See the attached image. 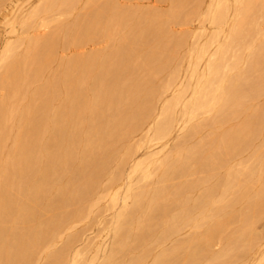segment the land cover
<instances>
[{"label":"bare ground","instance_id":"bare-ground-1","mask_svg":"<svg viewBox=\"0 0 264 264\" xmlns=\"http://www.w3.org/2000/svg\"><path fill=\"white\" fill-rule=\"evenodd\" d=\"M18 1L19 0H16L14 3H12L13 4V5H11L12 7L10 6L11 12L8 15H6L5 20H4V22H6L5 23L6 26H8L7 24H9L10 31L12 29L11 35H12V33L14 35H15V33H18V30L16 29V27H18V26H19L18 28H20V30L22 32L21 34H23V35L27 34L29 36L30 31H33L35 33L38 29H40L44 26L45 21H47L48 19H51L55 15V12L57 10L56 8H58V7L62 8L60 6H65V5L69 4L66 2V0L65 1L64 0H39L38 2H36L37 4L35 6H32V7H30L31 5L29 6L31 9H28V7L26 8L23 6L24 8L28 9V11H26V9H25V11H23L22 7H20L22 9H18L19 8L18 7L19 4L17 3ZM29 1H31V0H29ZM178 1L179 0H177L176 2H178ZM186 1H188V0H186ZM26 2H28V0H26ZM32 2L33 1H31V3ZM110 2H111V0H110ZM195 2H196V0H195ZM200 2H203V1H200ZM16 3L18 6L16 5ZM193 3H191V4H193ZM180 6H182V5H180ZM177 7H179V6H177ZM207 7L208 8H207V11L205 14L203 13L200 15L197 8L196 9L193 8V11L190 12L191 14L190 13L188 14L189 16L191 15L190 17H192L194 19L193 16H197L199 13L198 16L199 17L201 16L204 21L208 22L207 24H209L211 27H213L215 29V32L213 34H211L208 38H207V36L209 34L208 35L206 34V36L204 34L203 37L207 38V40L205 41L204 44L201 42L204 40L203 39L200 40L201 39L200 37L202 36L201 34H199V37L198 36H196V37L198 38V40H200L202 45H200L201 43H198V42H197V44L194 43L195 46H192V44H191L192 47H190V48H192V50L190 51V54H189V63L187 62L188 68L186 67V69H187L186 70V80L187 81L185 80L186 82H183L184 80L182 81V79L180 78V76H179L180 72L178 73V70L176 68H173L171 71L168 72V79H167L168 81H166L167 83L162 87L159 86L160 88H158V89L155 88L156 86L153 84L155 82L152 83V85H154V88L153 87L147 88V84L145 83L146 81L144 82V80H142V78H141V80H139V79L135 80L129 86H125L127 84H123L124 82L122 83V81H123L124 77H126V74L128 73V68H129L128 63H129V61L131 62L130 57H132V56L129 53L130 51H128V53L125 51H122V52L120 51L119 52L120 54L118 53L119 55H117V56L115 55V57L112 56L110 54V52L109 53L107 52L106 55H100V56L96 55V54L92 55L88 59L86 58V60H81L80 58L74 57L75 59L72 61L70 60L71 62L68 64V68H67L69 70L68 74L64 75V77L68 76V79L65 78V81H63V84L64 85L68 84L70 86V91L72 90L73 93H74V91H76L75 93H77V99L76 100L79 99L80 103L78 104L79 105L78 108L76 106V109L79 112L78 115L82 116V118H81V119H83L82 124L85 126V129L87 130V132H82V131H84V129L82 130L80 128V127H82L80 124L81 122L78 124V126H80V127H78L76 125L73 126V124H72L71 125L72 128L69 127V130H67V128H68L67 126H66L67 128L62 127V125H60L57 121L58 118L59 119L61 118L60 116H62L61 115L62 112H61V114H59L57 112L54 114L52 113L53 114L52 119L49 117H46V114H42L43 115L42 117L35 119L34 115H37L36 113H38L39 109L36 108L35 106L34 107L31 106L28 103L26 104L25 108L28 109V114L26 112L25 115L26 114L29 115V116H27L28 121L26 124L28 129H26V133L24 131L23 135H19V137H20V138L18 137L19 140L15 143L14 148L11 149V155L13 156V160L12 161L9 160L10 163L0 162V264H121L122 262L121 263L117 262V258L120 255L121 256L119 258H121L122 254L125 255V252L127 251V247L124 244V240L128 237L127 235L132 233V231H134L135 229L137 230L136 231L137 232L136 233L137 238L142 239V240H144L148 237L149 238L153 237L155 235L149 227L147 228L144 225V223H142L143 219H142V221H140V218H139V215L141 214L142 210L144 211V209H145L144 205L146 207V204H144L143 199H144V197L147 198V196L149 195V194H147L148 191L133 194L134 190L135 191H138V190L134 189L136 187H134L132 189V185L135 186L134 185L135 183H133V184L131 183V182H133L132 177L134 175H136V176L140 175V177L146 181L148 178H150L151 170H153V169L161 172L160 176L162 175L161 177L163 178V183L167 182L170 178L175 177L176 174L178 176L177 172L182 170V168L185 166L186 157L185 158L183 157L184 159H181V158L179 159L177 157V155L178 156H179V154L182 155L183 148H185V146L183 147V144L187 140L190 141V139H193L194 137L196 138V134L200 133V132H198L200 128L201 129L205 128L206 130L207 129L211 130L210 132H212V129H214L212 133L216 132V133H214L215 135H213V136L211 135L213 138L211 137V140L209 141L210 143H208L209 145L207 144L208 145V151L207 152H205V153L204 152L203 153H198V152L193 153L194 155H197V154L199 155V156L197 155L200 158L199 161L197 160V163H198L197 165L200 168H202L201 170H203V169L210 170V174L207 173L208 179L210 180V178L215 177L214 181L216 182V185L213 188H209L206 190L205 194L201 198H199L197 203L195 201V204H193V206H191V204L188 203L191 206V209L192 208L198 209L199 216H198L197 212H196V215L198 217H200L199 222L203 223V227H204V232H203L202 236L200 238L190 237L189 240L185 243L182 241L190 249L189 252H188V250H189L188 248H187V250H185L187 252H183L185 245L182 243H181L182 245L174 246L168 250H164V251L161 250L162 252H160L159 254H155L156 252H158L157 250H156V252L154 251L155 253L153 252L154 253L153 254V253H151L150 250H144L145 249V247H144V249H142V248L140 249L141 251H139V253L136 255V258L134 261L131 260L128 263H126L124 261L123 264H149V261L147 260V258H149L151 255H152L151 256L152 262L150 261L151 262L150 264H201L202 263L201 260L205 261L206 264H264V235L263 236H257L256 235L257 233H254L255 229L253 231L254 227L252 228V226L254 224L253 220L255 218H257L258 216L261 217L262 216L261 214H263L261 212H260L261 214L258 213V209L264 206V182H263V180H264V159L260 164H258V165H260V166H258L260 168L258 169L257 172H255L251 168H247L248 166L243 168L242 171H239V170L236 171L237 169L234 171L233 170L234 167H232V166L235 165L236 162L233 163V165L228 166V165H226L227 160L225 162L223 161V158L226 155H229V156L232 155L233 157L235 156V158H236V156L240 157L241 156L240 154L242 152H250L252 150V147H251L252 140L257 137V134L255 133L256 130L260 131L259 134L264 141V117L263 116L260 117V115L258 116V114H257V117H255V118L253 117L254 119H252L253 115L251 114L252 115L251 119H248L247 121L244 120L242 122L240 120H238V121H240L239 123L235 122L237 115L242 114V113L245 114V112L243 111L244 109L240 110L242 108L241 101L244 102V99H242L243 97H247V95H248V97H251V95L252 96L254 95V97H257V96H255V94L258 92H259V96L263 95V92L260 93V91L264 89V74H262L263 76H260V77L257 76L258 77V78L256 77L258 79L257 81L253 82L250 79L251 82H248V78H250V77H248V71L249 70L247 69V67H246V69L245 68L243 69L241 67H242L243 63L245 65H248L249 67H253V69H251L252 71L250 70V72H253L254 67L256 68V71L258 69L257 67H259L260 65H262V67H263V64H264V28L261 27L259 20H264V0H210V4ZM89 8H91V6ZM4 9H6V8H4ZM59 10H61V9H59ZM98 10H100V8ZM187 10H189V9H187ZM96 12H97V10H96ZM174 12H175L174 13L175 15L173 14L175 16L174 18H176L177 15L179 13H181L180 10H179V13L177 15H176V11H174ZM103 13H101L100 17H102ZM1 15H2V13H1ZM111 15L110 16L108 15V16L111 17ZM170 15H172V14H170ZM95 16H97V15H94V17ZM189 16H188V18H189ZM174 18H171V16L169 17L170 20L171 19L174 20ZM178 18L180 20V16ZM184 18H186V15ZM193 19H189V21H191ZM198 19L196 18L195 20H198ZM91 20H92V18H91ZM98 20L100 21L99 17H98ZM119 20H121V19H119ZM203 20L201 23L199 21V23L202 24ZM106 21H108V20H106ZM156 21H158V19ZM100 22L102 23V20ZM146 22H148V21H146ZM82 23H83V21H82ZM96 23H98V22H96ZM114 23H113V25H114ZM261 24H263V23H261ZM48 25L49 24H47V26ZM93 25H94V23H93ZM105 25H106V22H105V24L103 23V27ZM161 25H162V23H161ZM63 26H65V25H63ZM80 27L81 26H79L78 28H80ZM161 27L162 26H160V27L156 26L155 27V25H154V28H152V27L147 28V30L151 31L150 33H154L156 36V35H159L161 33V31H162ZM164 27H163V30H165ZM5 28H7V27H5ZM67 28H68V26H67ZM74 28H76V27H74ZM83 28H86V27H84V25H83ZM106 29L104 28L103 31H105ZM64 30L65 29H63V31ZM203 30H205V29H203ZM61 31H62V29H61ZM91 31H93V30H91ZM165 31H164V33H165ZM64 32H66V31H64ZM69 32L72 33L71 30L68 31V33ZM78 32H79V30H78ZM95 32L93 31V35ZM98 32H96V33H98ZM111 32H112V30H111ZM201 32L203 33V31H201ZM53 33H55V32H53ZM61 33H63V32H61ZM87 33H86V35H87ZM145 33H144V35H145ZM21 34L19 33L18 35H21ZM161 34H163V33H161ZM101 35H102V33H101ZM195 35H197V34L195 33ZM33 36H35V34ZM64 36L65 35H63V36L60 35V37H64ZM77 36H79V35H77ZM82 36H84V35H82ZM108 36H106V37L104 36V37L107 39ZM253 36L254 37L256 36V38L252 39ZM257 36H261L262 39L259 38L261 40V42H259V39L257 41H255V39H257ZM21 37H18V38L20 39ZM37 37L38 36H36V38ZM149 37H150V35H149ZM165 37L167 38V35ZM194 37L195 36L193 35V38H192L193 40H194ZM36 38H35L36 41L32 40L31 38H26V41H27L26 42L27 43L26 49H27V51L28 52L32 51V50H30L31 48L32 49L33 48L34 49L35 48H43V50L46 51V54L44 57L46 58L47 61H50V59L53 58L52 54L54 52L53 50H54L55 44L57 43V40H56L57 38L52 37L49 40L46 39V41H43V39H42L41 42L37 41ZM139 38H141V37H139ZM197 38H196V40H197ZM206 38H204V39H206ZM14 39L17 41L16 38H14ZM88 39H90V38H88ZM149 40L151 41L152 38L150 37ZM166 40H169V39H166ZM186 40H188V39H186ZM11 41L12 40H10V42ZM21 41L22 40H20V42ZM64 41H65V39H64ZM150 41H148V42H150ZM162 41H163V39H162ZM162 41H161V39H158V40L156 39L155 44H154L155 47L153 48L152 53H150V55L147 57L145 56L146 58H145V61H143L144 62L143 67H146V66L153 67L154 66L152 70L156 69L159 71L160 70L164 71L167 68L169 69L171 62H173V60H175V58L177 59V57L179 56L177 54H179V52H180L179 49L181 48L180 46L181 45L183 46V44L181 42H178V43L176 42L177 44L175 43L176 49H178V53L176 54L175 49L168 48V46L166 47L165 43H164L165 41L163 42L164 44L162 43ZM10 42L5 43L6 45L3 48H1V50H0V69H2L3 64L5 65V62H7V61H11V65H12V69H11L12 73L10 74L11 77H8V78L6 77L1 82L0 89L3 92H5L4 89H5L6 85L8 86L7 88H9L8 90H10V88H12V86L15 82L16 75L21 72L20 60H19L20 57H18V48L14 46V43L12 45ZM169 42H170V40H169ZM79 43H81V41ZM145 43H147V42H145ZM183 43L185 44V42H183ZM255 43H257L258 45L260 43L261 45L255 46ZM58 44H60V43H58ZM76 44L79 45L78 43H76ZM121 44H122V42H121ZM17 45H18V41H17ZM62 45L63 44H61L60 46H62ZM56 46H57V44H56ZM113 46H111V47L113 48ZM184 46H183V48H185ZM178 47H180V48H178ZM121 48H122V46H121ZM137 48H138V46H137ZM186 48H188V47H186ZM212 48H213V50H212ZM34 51H32V52H34ZM62 52H64V51H62ZM146 52H147V50H146ZM146 52H145V54H146ZM186 52L184 53V56H185ZM242 52L247 54L246 58L243 57ZM96 53H98V52H96ZM132 54H133V51H132ZM137 54L139 55V53H137ZM138 55H137V57H138ZM19 56H21V55H19ZM33 56L28 55V56H26L27 58H24V59L26 60V59L30 58V59H28V61L31 59H32V61H35L36 59H34L35 57H33ZM184 56H183V58H184ZM178 58H179V62H181V63L177 62V60H176V62L182 65V62H184V61H182V57L179 56ZM184 60H185V58H184ZM46 63H48V62H46ZM179 64H177L178 67H179ZM9 65H7V66H9ZM62 65H61V67H62ZM177 65H174V66H177ZM183 66H181V67H183ZM22 67H21V69H22ZM38 67H40V69H41L43 67V65L40 64ZM263 68H261V72H262ZM5 69H8V68H5ZM81 69H83L81 73L84 72L87 77L84 76L85 78L79 79V76H77V74H78L79 70H81ZM130 69H132V68H130ZM179 69H180V67H179ZM18 70H20V72H18ZM66 70L64 72H66ZM132 70H134V69H132ZM6 71L4 70V72H6ZM159 71H157V72H159ZM166 71H168V70H166ZM256 71H255V74H256ZM23 72H24V70H23ZM259 72H260V68H259ZM7 73H9V72H6V74ZM184 73H185V71H184ZM181 74H182V69H181ZM130 75H129V77H130ZM33 79H34V77H33ZM96 79H97V82H99V86L94 88L93 84H94V81ZM180 79L182 82H180ZM154 81H155V78H154ZM59 83H61V81ZM90 83H92V85H93L91 88H89ZM58 86L61 87V84H59ZM148 86H150V85H148ZM55 88L56 87L52 86V84L47 85V83H46L45 87L44 86L40 87L36 91L34 90V94H32L31 97L29 96L30 100L33 101V100H35V97H40L39 100L41 99L42 102L44 103L42 110H44L43 112L45 113V110L47 109V105L49 103V102L47 103V100L49 97H51L52 93H54ZM15 89H16V86H15ZM11 90H13V88ZM167 92L171 93V98L169 100H167L166 102H164L161 106V109L157 112L155 110V107L158 106L159 102H161L160 101L161 99L163 100V98L166 97V95L168 94ZM64 93H66V92H64ZM5 94H7V98H9L8 93L6 92ZM88 94L90 95L89 97H88ZM17 95H18V93H17ZM6 100L7 99L5 97V101ZM27 100H28V98H27ZM30 100H28V102ZM49 100H51V99H49ZM254 100H253V102H254ZM160 105H161V103H160ZM253 105H255V104H253ZM2 106H0V110H1ZM249 106H251V104ZM246 107H247V104H246ZM48 108H50V107H48ZM248 108H246V109H248ZM246 109H245V111H246ZM23 110H21V111H23ZM121 110H123L124 113H127L126 114L127 118L124 117L126 119L123 120L122 123H121V120L120 121L115 120V116L113 115V112H119ZM239 110L242 113H240ZM15 111H17V110H15ZM73 112L75 113L76 111H73ZM259 112H261V111H259ZM0 113H1V111H0ZM119 114L117 113V116ZM246 114H245V116H246ZM248 114H249V112H248ZM248 114H247V117H248ZM22 115H23V113H22ZM66 115H67L68 120L73 119V116H70L69 114H66ZM75 116L78 117L77 115H75ZM20 117H22V116L20 115ZM51 117H52V115H51ZM122 117H123V115H122ZM242 118H243V116H242ZM244 118H246V117H244ZM75 120H77L76 122H79L78 121L79 119L76 118ZM115 121L120 122L121 124L117 123V125H116V124H114ZM18 122H20V120ZM24 123H26V122H24ZM66 123H68V122H66ZM23 126H24V124H23ZM145 130H146V133L144 136L146 138V142H148L149 145L154 144L156 146L158 144H161V146H160L161 149L158 150L157 152H147L145 154V158L143 160H140L133 165L132 170L129 173V176L128 175L126 176L129 179V184L127 185V188H126V191L124 192L123 197H120L119 194L125 190V188L123 190L121 189V186H123L122 185L123 175L121 172H122V169L124 170L123 167L126 164V159L123 161L120 160V162H119L120 164H118L116 166V168L113 169L114 173L112 172L111 173L112 175L107 176V174H106V176L109 177V179H106L107 177L105 176V179L108 180V183H109V186L111 187V190H112V188L113 189L118 188L117 191L115 190L116 191L115 193L112 194V192H111L112 195L111 196L109 195V197H110L109 201L111 203V208L114 210L116 208V206L119 205V203L121 201L120 209L117 210L115 213L113 212L114 215H113V217L111 216L112 219L110 221L109 227H107V229H106L108 231L107 236H110L112 234V238H113L112 243H110L109 249H108V245H107V248L106 247L101 248L100 246H98L96 244L97 245L96 247L93 245V247L95 248V249L93 248L94 249L93 250L94 252H93V251H91L92 249L91 250L89 249L90 246H87L84 249H81V248H83L81 246V248H80L81 250L78 249L75 252L73 251L74 255L72 257H70V252L72 251V244H73V242L78 241V240H76L75 238H72L70 236L72 239L68 243H65L66 244L65 246L58 247V243H59L58 239H60L59 236H60L61 230L65 229V225L63 226L62 224H65V223H63L64 219H66V217L69 215L68 214L64 218V216H63L64 213H61L63 209L60 210L59 204L60 203L62 204L63 201L61 202L60 200L63 197L59 198L60 195L63 192H64L63 194L65 195V191L69 192V191H67V187L69 185L71 186L76 180L78 181V179L84 178V181H85V178H86L87 184L86 185L84 184L85 186L78 188L76 191L74 190V192H75L74 194L70 192L71 197H69V200L72 202L75 200H76V202H78L80 200V202H81V200H84V199L91 197V195H93L96 192V190L98 189V183H100V182H98V180L103 176V174H105V170L109 166L108 165L109 160H107L108 154L107 155L105 154V151L107 150V146L104 147L106 150L102 148L105 151H103L101 149V146L105 143V141L107 142L108 139H112V138L116 139V141L117 140H119V141L128 140L129 139L128 137L131 134L137 133L139 131H145ZM17 131L20 132L19 130H17ZM176 132L179 133L180 136L178 137V140H176V141H178V143L174 139V141L177 143V145L173 146L174 148L172 149L173 150L172 157L176 156L177 158H172L171 155L168 156L169 153H168V155H165L163 153L165 151V148L167 146H169L168 142H170V138L172 137V135L174 133L176 134ZM201 132H203V131H201ZM206 133H208V132L206 131ZM212 133H209V134H212ZM175 136H173V137H175ZM197 136H198V134H197ZM21 139H23V140H21ZM20 141H21V143H20ZM192 141H194V140H191L190 143H192ZM146 142L144 143V140H143V142H141V140H140V143H142V144L141 145L139 144L138 146L141 147L143 145V143H144V145L147 144ZM187 142L184 145H187ZM107 143L109 144V140ZM151 146L150 147L147 146L146 148L150 149ZM156 146H155V148H157ZM108 147H109V145H108ZM141 148H143V146ZM98 149L102 150V153H100L101 152L100 151L99 152L100 154H99L97 152ZM127 151L128 150H126L125 152H127ZM138 151H140V149ZM138 151H136V152H138ZM142 151H143V149H142ZM190 151H193V149H190ZM197 151H198V149H197ZM109 152H111V151H109ZM167 152H169V151H167ZM132 153H133V149H132ZM134 154H133V156H134ZM183 154H186V153H183ZM254 154L257 155L258 157H262L264 155V150L254 151ZM130 155H131V153H130ZM130 155H129V157H130ZM136 155H137V153L135 154V156ZM12 156L9 159H12ZM111 156H109L110 157L109 159H111ZM124 156H125V153H124ZM124 156H123V158H124ZM197 156H195V157H197ZM127 157H128V153H127ZM179 157H182V156H179ZM191 157H193V156H191ZM195 157L193 158V162H195L194 160H196ZM1 158L3 159L2 156H1ZM112 158H116V157L114 156ZM131 158H130V160H131ZM130 160H127V161H130ZM111 161H112V159H111ZM116 161H118V160H116ZM187 161H188V159H187ZM240 161H237V163ZM132 162L133 161H131V163ZM241 162L243 163V161H241ZM128 164L130 165V163H128ZM127 165H125V167ZM191 165H193V164H191ZM225 165H226V167L228 166L227 170L224 167ZM243 166H245V165H243ZM9 167L14 168V171L7 172ZM223 167L226 170L225 172H227L226 175L225 176H217L215 174V171H217L219 169L221 170V168H223ZM240 167H242V166L240 165ZM159 172H158V174H159ZM206 172H208V171H206ZM181 174H182V171H181ZM136 176H134V177H136ZM160 176L158 175L157 179ZM10 177H18L17 178L18 182L12 183V181H11V183L7 184V180ZM239 177H243L241 179H244V177H245V182L243 181V183H246L245 185L240 181ZM137 178H139V176H137ZM125 179H127V178H125ZM153 179H155V178L153 177ZM157 183H159V182L157 181ZM160 183H161V181H160ZM141 185H142V183H141ZM254 186H256L257 188H254ZM164 187H165V184H164ZM160 189H162V188H160ZM166 189H168V187ZM104 190H105V188H104ZM170 190H171V188H170ZM154 191L152 190V193H151L152 195L150 197L151 200L147 201L148 206L149 205L152 206L150 209V211H151L150 214L154 213L155 216H158V217L164 216L165 217V215L168 214L167 211L170 212L171 210H168V206H162L159 203V201H160L159 198L162 195L161 194L162 191L160 190V192L156 191L155 193H153ZM178 193H179V190H178ZM181 193H183V191ZM189 193H191V192H189ZM67 194L68 193H66V195ZM121 195H122V193H121ZM171 195H173V194H171ZM67 196H70V195L68 194ZM67 196L65 197V200H66ZM180 196H181V194H180ZM230 196L233 197L232 200L229 199ZM109 197H107V198H109ZM163 198H165V197H163ZM174 198H176V197L174 196ZM182 199H184V198H182ZM129 200L131 201L130 203H129ZM144 200H146V199H144ZM170 200L173 201L174 199L172 200L170 198ZM180 200H181V198H180ZM65 202H67V201H65ZM168 203L170 204L172 202H168ZM183 203H185V202H183ZM241 203H243V204L245 203L248 205V208H247L248 212L246 211L245 214H244V212L243 213H239L236 211L233 212L234 210L232 212L228 211V209L230 210V207L233 208V206H235V205H237V207H239L240 205H238V204H241ZM182 204H181V206H182ZM108 205H110L109 202H108ZM186 205H187V203H186ZM213 205H214V207L219 205V208L216 209L215 212L213 210V208H214ZM80 206H81V204H80ZM171 206H173V205H171ZM177 206H178V204H177ZM186 207L188 208L189 206H186ZM106 208L108 210L110 207L107 206ZM118 208H119V206H118ZM169 208L171 209V207H169ZM173 209L174 208H172V211H173ZM233 209H235V208H233ZM83 210H82V212H83ZM109 210L111 211V209H109ZM183 210H184V208H183ZM188 210H190V209H188ZM110 211H108V212H110ZM262 211H264V207H263ZM88 212H87V214H88ZM145 212H146V210H145ZM179 212H181V211H179ZM16 214H18L17 215L18 216V219H17L18 223H22L24 226L27 227L25 229L22 228L23 229L22 231H20L17 227L19 224L12 226L9 223L10 226L6 225L7 220L9 218H11L12 216L15 217ZM47 214H50L51 216L45 218V215H47ZM174 214H175V212H174ZM71 215L72 214H70V217H71ZM77 215H75L76 218H77ZM172 217H171L172 218L171 223L169 222L171 225L164 226L162 231L160 230L159 231L160 233L158 232V234L155 235L156 237L159 236L160 239L164 240L167 237H169L170 234L176 235V231H180L178 229L183 227V225H186L189 222H192V223L199 225L197 223V221L193 222L194 218L192 217L193 218L192 219L189 216L188 212H184V214L182 212L181 215H179V216L177 215L175 217L172 216ZM88 218H89V216H88ZM85 219H87V218L85 217ZM167 219L165 221H167ZM13 220L14 219H12V221ZM228 220L229 221L232 220L233 221L232 223L237 222L235 224H239V226L237 225L238 227L236 226V229L238 228L239 231H237L234 234L232 233V234H230L224 238V236H222V235L224 233V228H226V222ZM10 221H11V219H10ZM17 221L15 223H17ZM67 221H69V220L67 219L65 222L67 223ZM161 221H163V220H161ZM32 223L36 224V226L34 228L32 226ZM68 224H66V226ZM29 225H30V228H28ZM159 225H160V223H159ZM162 225H163V223H162ZM31 226H32V228H31ZM155 226H156V224L154 225V228H155ZM227 226H228V224H227ZM190 227H191V225H190ZM160 228H162V227H160ZM169 229L171 230V232H168ZM104 230H102V232H104ZM69 231L70 230L68 229V232ZM181 231H183V229ZM234 231H232V232H234ZM154 232H155V230H154ZM73 234H75V233H73ZM104 234L106 236V231H105V233H103V236H104ZM107 236L105 239H107V238L110 239ZM132 236H134V235H132ZM101 237H102V233H101ZM101 237H99V238H101ZM84 239H86V238H84ZM88 240L89 239H87V241ZM145 241H147V239ZM99 242H101V241H99ZM103 242L104 241H102L101 243H103ZM82 243H83V240H82ZM93 243H94V241H93ZM149 244L153 245L151 242ZM87 245H89V244H87ZM137 246H138V242H137ZM215 247H218L216 251L213 250V248H215ZM157 248H158V246H157ZM89 251L93 252V254H94L93 255L90 253L89 256L93 255L94 257H91V259H89V258L85 259L86 254L88 255ZM234 251H236L235 253H237V251H239V253L234 254L233 256H230V253L234 252ZM128 253H130V252H128ZM133 253H135V252H133ZM129 255L131 256L132 253ZM125 256H124V258H126ZM120 261H122V260H120Z\"/></svg>","mask_w":264,"mask_h":264},{"label":"rangeland","instance_id":"rangeland-1","mask_svg":"<svg viewBox=\"0 0 264 264\" xmlns=\"http://www.w3.org/2000/svg\"><path fill=\"white\" fill-rule=\"evenodd\" d=\"M7 1V2H6ZM16 0H0V50H1V48H3L6 44L5 43H8V42H10V40H12L10 43L13 45V43H14V46L15 47H17L18 48V57H20L19 58V60H20V70H21V72H20V70H18V72H20V73H18L17 75H16V77H15V82H14V84H13V86H12V88H13V90H11L12 88H10V90H8L9 88H7L8 86L6 85L5 86V89H4V91L5 92H3L1 89H0V106H2V108H1V113H0V162H4V163H10L9 162V160H13V156L11 155V149H13L14 148V145H15V143L19 140L18 139V137H19V135H23V132L25 131V133H26V129H28V127H27V121H28V118H27V116H29V115H27L28 114V109L27 108H25L26 107V104L28 103V104H30L31 106H35L36 108H38L39 109V111H38V113H36L37 115H34L35 116V119H38V118H40V117H42L43 115L42 114H46V117H49V118H53V114L54 113H59V114H61V112H62V116H60L61 118L59 119H57V121H58V123L60 124V125H62V127H66L67 128V130H69V127H71V125L73 124V126L74 125H76V126H78V124L80 123L81 124V126L82 127H80V126H78V127H80L82 130L84 129V131H82V132H87V130L85 129V126L82 124L83 123V119H81L82 118V116H79L78 115V110L76 109V106H77V108H78V104L80 103L79 102V99L78 100H76L77 99V93H75L76 91H74V93L76 94H74L73 93V91L71 90L70 91V86L68 85V84H66V85H64L63 84V81H65V78L66 79H68V76H65L64 77V75H66V74H68V72H69V70L67 69L68 68V64L72 61V60H74L75 58H80L81 60H86V58L88 59L90 56H92V55H106V53L108 52H110V54L112 55V56H114L115 57V55L117 56V55H119L120 53V51L122 52V51H125V52H127L128 53V51H130L129 53H130V55L132 56V57H130V59H131V62L129 61V63H128V66H129V68H128V73L126 74V77H124V79H123V81H122V83L123 84H127V85H125V86H129V85H131L135 80H141V78H142V80H144V82L147 84V88L148 87H153L154 88V85L156 86L155 88H160L159 86H164L167 82L166 81H168L167 79H168V72L169 71H171L173 68H176L177 70H178V73H179V76H180V78L182 79V81L183 82H186L187 80H186V67L188 68V63H189V54H190V51L192 50V48H190V47H192V46H195V44L194 43H196L197 44V42L198 43H205V41L207 40V38L211 35V34H213L214 32H215V29L213 28V27H211L209 24H207L208 22H206V21H204L203 20V18L200 16H198L199 15V13H200V15L201 14H205L206 13V11H207V6L210 4V0H196V2H195V0H188V1H186V0H179L178 2H176L175 0H111V2H110V0H66V2L67 3H69V4H67V5H65V6H60V7H62V8H56L57 10H56V12H55V15L51 18V19H48L47 21H45V24H44V26L46 27H42V28H40V29H38L35 33L33 32V31H30L29 33H30V35L28 36L27 34H25V35H23V34H21L22 32H21V30H20V28H18V27H16V29L18 30V33H15V35L17 36H15L13 33H12V35H11V32H12V29H11V31H10V28H9V24H7L8 26H6V22H4V20H5V17H6V15H8L10 12H11V5H13L12 3H14ZM31 1H33L32 3H31ZM31 1H29L28 0V2H26V0H19L17 3L19 4V6L17 5V3H16V5L19 7L18 9H22L23 8V11H25V9L28 7V9H31L30 7H32V6H35L37 3L36 2H38L39 0H31ZM65 1V0H64ZM92 1V2H91ZM107 1V2H106ZM186 1V2H185ZM200 1H203V2H200ZM91 2V3H90ZM176 2V3H175ZM183 2V3H182ZM194 2V3H193ZM6 3V4H5ZM35 3V4H34ZM107 3V4H106ZM172 3V4H171ZM187 3V4H186ZM191 3H193V4H191ZM196 3V4H195ZM5 4V5H4ZM25 4V5H24ZM71 4V5H70ZM186 6H185V5ZM31 5V6H30ZM180 5H182V6H180ZM197 5V6H196ZM11 6V7H10ZM26 7V8H24V7ZM30 6V7H29ZM91 6V8H89ZM177 6H179V7H177ZM204 6V7H203ZM20 7H22V8H20ZM75 7V8H74ZM183 7V8H182ZM201 7V8H200ZM4 8H6V9H4ZM9 8V9H8ZM96 8V9H95ZM100 8V10H98ZM193 8L194 9H196L197 8V10H198V15L197 16H193L194 17V19L192 18V17H190L188 14L191 12V11H193ZM28 9H26V11H28ZM59 9H61V10H59ZM73 9V10H72ZM187 9H189V10H187ZM204 9V10H203ZM7 10V11H6ZM96 10H97V12H96ZM109 10V11H108ZM111 10V11H110ZM117 12H116V11ZM179 10H180V12L181 13H179ZM185 10V11H184ZM187 10V11H186ZM6 11V12H5ZM115 11V12H114ZM174 11H176V15L178 14L179 16H180V20H179V16L177 15V17L176 18H174L175 16V12ZM60 12V13H59ZM88 12V13H87ZM92 14H91V13ZM97 14H96V13ZM104 12V13H103ZM109 12V13H108ZM1 13H2V15H1ZM67 13V14H66ZM95 13V14H94ZM101 13H103L102 14V17H100L101 16ZM106 13V14H105ZM113 15H111V14ZM186 13V14H185ZM87 14V15H86ZM100 14V15H99ZM144 14V15H143ZM159 14V15H158ZM170 14H174L173 16L172 15H170ZM183 14V15H182ZM191 14V13H190ZM91 15V16H90ZM94 15H97V16H95L94 17ZM111 15V17H109V16ZM139 15V16H138ZM185 15H186V18H184L185 17ZM189 16V18H188V16ZM64 16V17H63ZM121 16V17H120ZM156 16V17H155ZM171 16V18H174V20L173 19H169V17ZM94 17V18H93ZM98 17L100 18V21L102 20V23L98 20ZM138 17V18H137ZM144 17V18H143ZM158 17V18H157ZM161 17V18H160ZM163 17V18H162ZM57 18V19H56ZM91 18H92V20H91ZM96 18V19H95ZM107 18V19H106ZM109 18V19H108ZM112 18V19H111ZM115 18V19H114ZM156 18V19H155ZM168 18V19H167ZM178 18V19H177ZM182 18V19H181ZM198 19V20H195V19ZM78 19V20H77ZM119 19H121V20H119ZM152 19V20H151ZM158 19V21H156ZM178 21H177V20ZM188 19V20H187ZM189 19H193V20H191V21H189ZM50 20V21H49ZM69 20V21H68ZM83 21V23H82V21ZM98 20V21H97ZM105 20V21H104ZM106 20H108V21H106ZM151 20V21H150ZM170 20V21H169ZM187 20V21H186ZM202 20H203V23L202 24H200L201 22H202ZM111 21V22H110ZM117 21V22H116ZM142 21V22H141ZM146 21H148V22H146ZM173 21V22H172ZM180 21V22H179ZM199 21H200V23H199ZM49 22V23H48ZM81 22V23H80ZM94 23V25H93V23ZM96 22H98V23H96ZM105 22H106V25L103 27V23L105 24ZM115 22V23H114ZM122 22V23H121ZM158 22V23H157ZM184 22V23H183ZM5 25H4V24ZM78 23V24H77ZM96 23V24H95ZM113 23H114V25H113ZM151 23V24H150ZM161 23H162V25H161ZM164 23V24H163ZM259 23H260V25H261V27L262 28H264V20H259ZM261 23H263V24H261ZM47 24H49L48 26H47ZM61 24V25H60ZM72 24V25H71ZM101 24V25H100ZM63 25H65V26H63ZM83 25H84V27H86V28H83ZM86 25V26H85ZM97 25V26H96ZM154 25H155V27L156 26H162L161 27V29H162V31H161V33H163V34H159V35H156L155 36V34L154 33H150L151 31H149V30H147V28H154ZM203 27H202V26ZM17 26V25H16ZM67 26H68V28H67ZM79 26H81L80 28H78ZM90 26V27H89ZM92 26V27H91ZM108 26V27H107ZM165 26V27H164ZM5 27H7V28H5ZM74 27H76V28H74ZM94 27V28H93ZM96 27V28H95ZM163 27H164V29L166 30H163ZM70 28V29H69ZM93 28V29H92ZM102 28V29H101ZM104 28L106 29L105 31H103L104 30ZM119 28V29H118ZM201 28V29H200ZM9 29V30H8ZM61 29H62V31H61ZM63 29H65L64 31H66V32H64L63 31ZM76 29V30H75ZM93 30L94 32L96 31V32H98V33H94V35H93V31H91V30ZM112 30V32H111V30ZM203 29H207L206 31L205 30H203ZM58 30V31H57ZM60 30V31H59ZM72 31V33L71 32H69L68 33V31ZM78 30H79V32H78ZM87 30V31H86ZM146 30V31H145ZM79 33H77V32ZM86 31V32H85ZM107 31V32H106ZM141 31V32H140ZM164 31H165V33H164ZM201 31H203V33L201 32ZM206 33H205V32ZM209 33H208V32ZM8 32V33H7ZM53 32H55V33H53ZM61 32H63V33H61ZM83 32V33H82ZM88 32V33H87ZM105 32V33H104ZM146 32V33H145ZM201 32V33H200ZM211 32V33H210ZM21 34V35H18V34ZM32 33V34H31ZM86 33H87V35H86ZM91 33V34H90ZM100 33V34H99ZM101 33H102V35H101ZM144 33H145V35H144ZM195 33L197 34V35H195ZM35 34V36H33ZM50 34V35H49ZM54 34V35H53ZM75 34V35H74ZM105 34V35H104ZM107 34V35H106ZM110 34V35H109ZM199 34H201L202 36L199 38L200 40H204V41H201L200 42V40H198V38L196 37V36H198L199 37ZM204 34H205V36H206V34L208 35L207 36V38L206 37H203L204 36ZM10 35V36H9ZM23 35V36H22ZM60 35L61 36H63V35H65L64 37H60ZM77 35H79V36H77ZM82 35H84V36H82ZM93 35V36H92ZM110 37H109V36ZM149 35H150V37L152 38V40L150 41L149 39H150V37H149ZM167 35V38L165 37ZM193 35L197 38V40H196V38L194 37V40L192 39L193 38ZM23 38H22V37ZM28 36V37H27ZM36 36H38L37 38H36ZM68 36V37H67ZM74 36V37H73ZM97 38H96V37ZM106 36H108L107 37V39L105 38ZM124 36V37H123ZM134 36V37H133ZM146 36V37H145ZM170 36V37H169ZM18 37H21L20 39L18 38ZM52 37H55V38H57L56 40H57V46H56V44H55V47H54V52H53V58H51L50 59V61H47L46 60V58L44 57L45 56V54H46V51L45 50H43V48H31L30 50H32V51H34V52H32V51H30V52H28L27 51V49H26V45H27V41H26V38H31L32 40H35V38L37 39V41H39V42H41L42 41V39H43V41H46V39L47 40H49V39H51ZM73 37V38H72ZM76 37V38H75ZM80 37V38H79ZM95 37V38H94ZM99 37V38H98ZM139 37H141V38H139ZM154 37V38H153ZM14 38H16L17 39V41H18V45H17V41L14 39ZM61 38V39H60ZM70 38V39H69ZM87 38V39H86ZM88 38H90V39H88ZM103 38V39H102ZM148 38V39H147ZM204 38H206V39H204ZM254 38H256V36L254 37L253 36V38L252 39H254ZM259 38H261V36H257V39H255V41H257ZM64 39H65V41H64ZM68 39V40H67ZM85 39V40H84ZM103 41H102V40ZM156 39L158 40V39H161V41H162V39H163V41H162V43L164 42L165 43V46L167 47L168 46V48H171V49H175V53L177 54L178 53V49H176V44L178 43V42H181L182 44H183V46L185 47V48H183V46L181 45L180 47H178V48H180L179 50H180V52H179V54H177V55H179L180 57H182V61H184V62H182V65L181 64H179V63H181V62H179V56L177 57V59L175 58V60H173V62H171V64H170V66H169V69L167 68L166 70H168V71H166V70H164V71H162V70H152L153 69V67H151V66H146V67H143L144 66V62L143 61H145V58L147 57V56H149L150 55V53H152V50H153V48L155 47V41H156ZM166 39H169L170 40V42H169V40H166ZM183 39V40H182ZM186 39H188V40H186ZM262 39V38H261ZM9 40V41H8ZM20 40H22L21 42H20ZM109 40V41H108ZM125 40V41H124ZM176 40V41H175ZM193 40V41H192ZM8 41V42H7ZM36 41V40H35ZM81 41V43H79ZM99 41V42H98ZM111 41V42H110ZM136 41V42H135ZM148 41H150V42H148ZM168 41V42H167ZM185 42V44L183 43V42ZM195 41V42H194ZM64 42V43H63ZM66 42V43H65ZM73 42V43H72ZM98 42V43H97ZM106 42V43H105ZM114 42V43H113ZM121 42H122V44H121ZM145 42H147V43H145ZM177 42V43H176ZM193 42V43H192ZM259 42H261V40L259 39ZM58 43H60V44H58ZM76 43H78L79 45H77ZM108 43V44H107ZM110 43V44H109ZM118 43V44H117ZM137 43V44H136ZM163 43V44H164ZM168 45H167V44ZM176 43V44H175ZM202 43L200 44V45H202ZM4 44V45H3ZM61 44H63L62 46H60ZM143 46H142V45ZM191 44H192V46H191ZM24 45V46H23ZM59 45V46H58ZM77 45V46H76ZM114 45V46H113ZM120 45V46H119ZM124 45V46H123ZM259 45H261L260 43H259ZM257 43H255V46H259ZM21 46V47H20ZM108 46V47H107ZM111 46H113V48L111 47ZM117 46V47H116ZM121 46H122V48H121ZM137 46H138V48H137ZM142 46V47H141ZM172 46V47H171ZM119 47V48H118ZM127 47V48H126ZM174 47V48H173ZM186 47H188V48H186ZM76 48V49H75ZM132 48V49H131ZM259 48V47H258ZM64 49V50H63ZM117 51H116V50ZM119 49V50H118ZM125 49V50H124ZM141 49V50H140ZM186 49V50H185ZM103 50V51H102ZM146 50H147V52H146ZM212 50H213V48H212ZM27 51V52H26ZM62 51H64V52H62ZM132 51H133V54H132ZM140 51V52H139ZM188 53H187V52ZM41 52V53H40ZM96 52H98V53H96ZM112 52V53H111ZM116 52V53H115ZM144 52V53H143ZM145 52H146V54H145ZM186 52V54H185V56H184V53ZM59 53V54H58ZM119 53V54H118ZM136 53V54H135ZM137 53H139V55L137 54ZM149 53V54H148ZM42 54V55H41ZM55 54V55H54ZM175 54V55H176ZM19 55H21V56H19ZM33 56V57H35L34 59H36L35 61H32V59L31 60H29L28 61V59H30V58H28V59H24V58H27L26 56ZM37 55V56H36ZM137 55H138V57H137ZM184 56V58H185V60H184V58H183V56ZM242 55H243V57H247L246 55V53H244V52H242ZM141 58H140V57ZM143 56V57H142ZM146 56V57H145ZM40 57V58H39ZM75 57V58H74ZM61 58V59H60ZM137 58V59H136ZM140 58V59H139ZM22 59V60H21ZM33 59V60H34ZM181 59V58H180ZM46 60V61H45ZM71 60V61H70ZM136 60V61H135ZM176 60H177V62H179V63H177L176 62ZM32 61V62H31ZM61 61V62H60ZM181 61V60H180ZM46 62H48V63H46ZM60 62V63H59ZM188 62V63H187ZM39 63V64H38ZM131 63V64H130ZM139 63V64H138ZM173 63V64H172ZM11 65V61H7V62H5V65L3 64V66H2V69H0V85H1V82H2V80L4 79V78H8V77H11L10 76V74L12 73V65ZM43 65V67L40 69V67H38L39 65ZM59 64V65H58ZM63 64V65H62ZM133 64V65H132ZM141 64V65H140ZM177 64H179V67H180V69H179V67H178V65ZM7 65H9V66H7ZM26 65V66H25ZM61 65H62V67H61ZM137 65V66H136ZM174 65H177V66H174ZM184 65V66H183ZM242 65V64H241ZM23 66V67H22ZM46 66V67H45ZM66 66V67H65ZM131 66V67H130ZM181 66H183V67H181ZM245 66V67H244ZM21 67H22V69H21ZM241 67V66H240ZM246 67H247V69L249 70L248 71V77H250V78H248V82H251V80L253 81V82H255V81H257L258 79V77H260V76H263L262 74H264V64H263V67H262V65H260L259 67H257L258 69H257V71H256V68L254 67V70L256 71V74H255V71L253 70V72H250V70L251 69H253V67H249L248 65H245L244 63H243V65H242V67L241 68H245L246 69ZM5 68H8V69H5ZM24 68V69H23ZM29 68V69H28ZM130 68H132V69H134V70H132V69H130ZM139 68V69H138ZM185 68V69H184ZM259 68H260V72H259ZM261 68H263L262 69V72H261ZM67 69V70H66ZM181 69H182V74L184 75H182L181 74ZM184 69V70H183ZM4 70L6 71V72H9V73H7L6 74V72H4ZM23 70H24V72H23ZM66 70V72H64ZM82 70L83 69H81V70H79V72H78V74H77V76H79V79L81 78H85V77H87L86 76V74L83 72V73H81L82 72ZM85 71V70H84ZM157 71H159V72H157ZM166 71V72H165ZM184 71H185V73H184ZM252 71V70H251ZM27 72V73H26ZM161 72V73H160ZM24 73V74H23ZM30 73V74H29ZM59 73V74H58ZM135 73V74H134ZM253 73V74H252ZM20 74V75H19ZM27 74V75H26ZM50 74V75H49ZM61 74V75H60ZM131 74V75H130ZM164 74V75H163ZM181 74V75H180ZM129 75H130V77H129ZM254 75V76H253ZM54 76V77H53ZM85 76V77H84ZM133 76V77H132ZM152 76V77H151ZM258 76V77H257ZM24 77V78H23ZM33 77H34V79H33ZM129 77V78H128ZM140 77V78H139ZM155 78V81H154V78ZM165 77V78H164ZM255 77V78H254ZM257 77V78H256ZM2 78V79H1ZM52 79V80H51ZM63 79V80H62ZM98 79V78H97ZM97 79L94 81V88L95 87H98L99 86V82H97ZM181 79H180V82H182L181 81ZM251 79V80H250ZM49 80V81H48ZM186 80V81H185ZM61 81V83H59V82ZM99 81V80H98ZM36 82V83H35ZM61 84V87L60 86H58L59 84ZM127 82V83H126ZM153 82H155V83H153ZM46 83H47V85L49 84V85H51L52 84V86H54V87H56L55 88V90H54V93H52V95H51V97H49L48 98V100H47V103H48V105H47V109L45 110V113L43 112L44 110H42L43 109V105H44V103L42 102V100L40 99L39 100V98L40 97H35V100H33V101H31L30 100V97H31V95L32 94H34V90L36 91L38 88H40V87H45V85H46ZM93 83V82H92ZM92 83H90V87L89 88H91L93 85H92ZM96 83V84H95ZM152 83L154 84V85H152ZM54 84V85H53ZM16 86V89H15V86ZM96 85V86H95ZM148 85H150V86H148ZM58 86V87H57ZM1 87V86H0ZM68 87V88H67ZM21 88V89H20ZM28 88V89H27ZM69 89V90H68ZM8 90V91H7ZM264 90V89H263ZM263 90H261L260 91V93H262L263 92V95H261V96H259V92L258 93H256L255 94V96H257V97H254V95L252 96L251 95V97H248V95H247V97H243L242 99H244V102L243 101H241V105H242V108L240 109V110H243L244 112H245V114L247 113L248 114V112H249V114H248V117H247V114H246V116H245V114H243L240 110H239V112L240 113H242V114H239V115H237V117H236V120H235V122H237V123H239L240 121L242 122V121H247L248 119H251V116H252V119H254L255 117H257V114H258V116L260 115V117L261 116H263L264 117V91ZM8 93V97L10 98H7V94H5V93ZM64 92H66V93H64ZM17 93H18V95H17ZM68 93V94H67ZM168 93V92H167ZM65 94V95H64ZM74 94V95H73ZM189 94V93H188ZM17 95V96H16ZM73 95V96H72ZM2 96V97H1ZM13 98H12V97ZM30 96V97H29ZM90 95L88 94V97H89ZM5 97H6V101H5ZM75 97V98H74ZM163 97V96H162ZM27 98H28V100H30L29 102H28V100H27ZM166 98V99H165ZM171 98V93L169 92L167 95H166V97H164L163 98V100L161 99L160 101L161 102H159V104H158V106L157 107H155V110L158 112L160 109H161V106H162V104L164 103V102H166L167 100H169ZM248 98V99H247ZM49 99H51V100H49ZM73 99V100H72ZM165 99V100H164ZM256 101H255V100ZM3 100V101H2ZM27 100V101H26ZM56 100V101H55ZM67 100V101H66ZM76 100V101H75ZM253 100H254V102H253ZM74 101V102H73ZM36 105H35V104ZM77 103V104H76ZM158 103V102H157ZM160 103H161V105H160ZM246 104H247V107H246ZM251 104V106H249V105ZM253 104H255V105H253ZM22 105V106H21ZM60 105V106H59ZM59 106V107H58ZM23 107V108H22ZM48 107H50V108H48ZM248 108V109H246V108ZM258 107V108H257ZM19 108V109H18ZM55 108V109H54ZM24 109V110H23ZM41 109V110H40ZM74 109V110H73ZM245 109H246V111H245ZM3 110V111H2ZM15 110H17V111H15ZM21 110H23V111H21ZM49 110V111H48ZM72 110V111H71ZM254 110V111H253ZM42 111V112H41ZM52 111V112H51ZM73 111H76L75 113L73 112ZM155 111V112H156ZM259 111H261V112H259ZM3 112V113H2ZM27 112V114L25 115V113ZM40 112V113H39ZM123 112V113H122ZM21 113V114H20ZM22 113H23V115H22ZM53 113V114H52ZM64 113V114H63ZM71 113V114H70ZM117 113L119 114L118 116H117ZM66 114H69L70 116H73V119H70V120H68V118H67V115ZM74 114V115H73ZM125 114V115H124ZM126 114L127 113H124V111L123 110H121V111H119V112H113V115L115 116V120H117V121H120L121 120V123L123 122V120H125L126 118H127V116H126ZM252 114V115H251ZM256 114V115H255ZM20 115L22 116V117H20ZM51 115H52V117H51ZM66 115V116H65ZM75 115H77L78 117H76ZM122 115H123V117H122ZM250 115V116H249ZM37 116V117H36ZM65 116V117H64ZM117 116V117H116ZM242 116H243V118H242ZM20 117V118H19ZM122 117V118H121ZM124 117H126V118H124ZM244 117H246V118H244ZM254 117V118H253ZM79 119L78 121L79 122H76L77 120H75V119ZM118 118V119H117ZM259 118V117H258ZM20 120V122H18ZM238 120H240V121H238ZM61 121V122H60ZM24 122H26V123H24ZM66 122H68V123H66ZM116 122V121H115ZM114 122V124H116L117 125V123L118 124H121L120 122H116L115 123ZM23 124H24V126H23ZM113 124V125H114ZM84 127V128H83ZM113 127V126H112ZM72 128V127H71ZM114 128V127H113ZM112 129V128H111ZM17 130H19L20 132H18ZM86 130V131H85ZM213 130L214 129H212V132H213ZM22 131V132H21ZM201 131H203V132H201ZM206 131L208 132V133H206ZM211 130H206L205 128L203 129H199V131L198 132H200V133H197L198 134V136H197V134H196V138L194 137L193 139H190V141H186L187 142V145H184V144H186V142L183 144V147L185 146V148H183V153H186V154H183L182 152V155L181 154H179V156H182V157H179L178 155H177V157L180 159H184L185 157H186V161H185V166L182 168V170H180L179 172H177L178 173V176H177V174H176V176L175 177H172V178H170L167 182H164L163 183V178L160 176V174H161V172H159L158 170H155V169H153V170H151V176H150V178H148L146 181L145 180H143L141 177H140V175H137V176H139V178H137V176L136 175H134V176H136V177H132V181L133 182H131L132 184L133 183H135L134 185L135 186H133L132 185V189L134 188V187H136V188H134V189H136V190H138V191H133V194H136V193H139V192H147V194H149L148 196H147V198H145L144 197V199H146V200H144L143 199V202H144V204H146V207H145V205H144V211L142 210V212H141V214L139 215V218H140V221H142V219H143V221H142V223H144V225L148 228H150L152 231H153V233L155 234V235H157L158 234V232L161 230L162 231V229L164 228V226H169V225H171L170 223H171V220H172V216H179V215H181L182 214V212H183V214H184V212H188L189 213V216L192 218H194V220H193V222L194 221H197V223L199 224V225H197V224H195V223H192V222H189V223H187L186 225H183V227H181V228H179L178 230H180V231H176V235H174V234H170V236L169 237H167L166 239H164V240H162V239H160L159 238V236L158 237H156L155 235L153 236V237H148V238H146L147 239V241H145L146 239H144V240H142V239H139V238H137V236H136V227L134 228L135 230L134 231H132V233H130L129 235H127L128 237L124 240V244L126 245V247H127V251L125 252V255L124 254H122V259L121 258H117V262L118 263H121V264H123L124 263V261L126 262V263H128L129 261H131V260H135V258H136V255L139 253V251H141L140 249L142 248V249H144V247H145V249L144 250H150L151 251V253H153L154 251L156 252V250L158 251V252H154L155 254H159L160 252H162L161 250H168V249H170V248H172V247H174V246H178V245H182V244H184L185 242H187L188 240H189V238L190 237H195V238H200L201 236H202V234H203V232H204V227H203V223H201V222H199V218L200 217H198L199 216V213H198V209L197 208H192L191 209V206H193V204H195V201H196V203H197V201L199 200V198H201L204 194H205V192H206V190L207 189H209V188H213L215 185H216V182L214 181L215 179V177L214 178H210V180L208 179V174H210V170H205V169H203V170H201L202 168H200L197 164V160L199 161V155L197 156V155H194L193 153H196V152H198V153H205V152H207L208 151V143H210L209 141L211 140V137L213 136V135H215L214 133H216V132H214V133H212V132H210ZM257 131V132H256ZM255 131V133L257 134V137L256 138H254L253 140H252V145H251V147H252V150L250 151V152H242L240 155V157L239 156H236V158H235V156L233 157L232 155H226L224 158H223V161L225 162L226 160V162H227V164L226 165H228V166H231V165H233V163H235V165H233L232 167H234L233 168V170L235 171L236 169V171H242L243 170V168H245V167H247V168H251L252 170H254L255 172H257L258 171V169L260 168V167H258V166H260V165H258V164H260L262 161H263V159H264V155L262 156V157H258L257 155H255L254 154V151H258V150H264L263 148H264V141H263V139H262V137L260 136V131H258V130H256ZM20 133V134H19ZM145 133H146V130L145 131H139V132H137V133H133V134H131L128 138V140H122V141H119V140H117L116 141V139H108L109 140V144L107 143L108 142V140H107V142L105 141V143L101 146V149L103 148V149H105L104 147H106L107 146V152L105 151V150H103V151H105V154L107 155L108 154V156H107V160H109L108 161V167L106 168V170H105V174H103V176L98 180V182H100V183H98V189L96 190V192L93 194V195H91V197H89V198H87V199H84V200H81V202H80V200L78 201V202H76V200L75 201H70L69 200V197H71V193H75L74 192V190L76 191L78 188H81L82 186H85L86 184H87V179L85 178V181H84V178H80V179H78V181L76 180L71 186L69 185L68 187H67V191H69V192H66L65 191V195L62 193L61 195H60V197L59 198H62L60 201L62 202V204L60 203L59 204V208H60V210H62V212L61 213H64V218L66 217V219H64V222L63 223H65V224H62L63 226L65 225V229H63V230H61V233H60V239H58V247H63V246H65L66 244L65 243H68L72 238H75L76 240H78V241H75V242H73V244H72V251L70 252V257H72L73 255H74V253H73V251L75 252L76 250H78V249H80L81 248V246L83 247V248H81V249H84L85 247H87V246H90V250L91 251H93L95 248L93 247V245L96 247L97 245L98 246H100L101 248H107V245H108V249H109V247H110V243H112V240H113V238H112V234L110 235V236H107V233H108V231L106 230L107 229V227H109V224H110V221H111V216L113 217V215H114V213L117 211V210H119L120 209V206H121V201H120V203H119V205H117L116 206V208L113 210L112 208H111V203H110V197H109V195L111 196L113 193H115L116 191H117V189L118 188H112V190H111V187L109 186V183H108V180H106V179H109V177H107V176H109V175H112L111 173L113 172V169L114 168H116V166L118 165V164H120L119 162H120V160H125L126 159V164L125 165H127L128 163H130V165L128 166H126L125 167V165H124V170L122 169V175H123V180H122V185L123 186H121V189L123 190L124 188H125V190L124 191H120L121 193H122V195H121V193L119 194L120 195V197H123V195H124V192L126 191V188H127V185L129 184V179H128V177H126L127 175L129 176V173L131 172V170H132V167H133V165L136 163V162H138V161H140V160H143L144 158H145V154L147 153V152H157L158 150H160L161 149V144H158L157 146L156 145H149L148 144V142H146V138H145ZM209 133H212V134H209ZM175 134V133H174ZM172 135V137L170 138V142H168V144H169V146H167L166 148H165V151L167 152V151H169V152H165L164 151V153L163 154H165V155H168V153H169V155L168 156H170L171 155V157H172V154H173V146H175V145H177V143H178V141H176V140H178V137L180 136V134L179 133H177L176 132V136L175 135ZM206 135V136H205ZM212 135V136H211ZM173 136H175V137H173ZM204 136V137H203ZM20 138V137H19ZM22 138V137H21ZM208 138V139H207ZM210 138V139H209ZM213 138V137H212ZM174 139H175V141L177 142H175L174 141ZM21 140H23V139H21ZM140 140H141V142H143V140H144V143L146 142L147 144H145L144 145V143H143V148H141L140 146H138L139 144L141 145L142 143H140ZM191 140H194V141H192V143H190L191 142ZM200 140V141H199ZM125 141V142H124ZM127 141V142H126ZM199 141V142H198ZM134 142V143H133ZM197 142V143H196ZM20 143H21V141H20ZM23 143V142H22ZM138 143V144H137ZM165 143V142H164ZM200 144V145H199ZM208 144V145H207ZM105 145V146H104ZM108 145H109V147H108ZM111 145V146H110ZM116 145V146H115ZM126 145V146H125ZM190 145V146H189ZM192 145V146H191ZM145 146V147H144ZM147 146H151V148L150 149H148V148H146ZM155 146L157 147V148H155ZM197 146V147H196ZM140 147V148H139ZM154 147V148H153ZM190 147V148H189ZM2 148V149H1ZM111 148V149H110ZM128 148V149H127ZM145 148V149H144ZM121 149V150H120ZM132 149H133V153H132ZM140 149V151H138ZM142 149H143V151H142ZM190 149H193V151H190ZM195 149V150H194ZM197 149H198V151H197ZM102 150H100V149H98V153L100 152V153H102ZM117 150V151H116ZM123 150V151H122ZM126 150H128L127 152H125ZM186 150V151H185ZM4 151V152H3ZM109 151H111V152H109ZM130 151V152H129ZM136 151H138V152H136ZM185 151V152H184ZM189 151V152H188ZM201 151V152H200ZM117 152V153H116ZM143 152V153H142ZM145 152V153H144ZM9 153V154H8ZM97 153V154H98ZM99 153V154H100ZM104 153V152H103ZM120 153V154H119ZM124 153H125V156H124ZM127 153H128V157H127ZM130 153H131V155H130ZM137 153V155L135 156V154ZM245 153V154H244ZM7 154V155H6ZM110 154V155H109ZM113 154V155H112ZM133 154H134V156H133ZM18 155V154H17ZM112 155V156H111ZM129 155H130V157H129ZM184 155V156H183ZM1 156L3 157V159L1 158ZM11 156H12V159H9V158H11ZM109 156H111V159H112V161H111V159H109L110 157ZM116 157V158H112V157ZM123 156H124V158H123ZM191 156H193V157H191ZM195 156H197V157H195ZM8 159H7V158ZM132 157V158H131ZM138 157V158H137ZM176 156H174V157H172V158H177ZM184 157V158H183ZM191 157V158H190ZM196 158V160H194L195 162H193V158ZM233 157V158H232ZM130 158H131V160H130ZM135 158V159H134ZM239 158V159H238ZM5 159V160H4ZM133 159V160H132ZM187 159H188V161H187ZM225 159V160H224ZM233 159V160H232ZM116 160H118V161H116ZM127 160H130V161H127ZM232 160V161H231ZM235 160V161H234ZM243 161V163L241 162V161ZM131 161H133L132 163H131ZM234 161V162H233ZM237 161H240V162H238L237 163ZM115 162V163H114ZM240 163V164H239ZM191 164H193V165H191ZM226 165L224 166L225 168H226V170H227V167H226ZM237 165V166H236ZM240 165L242 166V167H240ZM243 165H245V166H243ZM111 166V167H110ZM113 166V167H112ZM128 167V168H127ZM221 168V170L219 169V170H217V171H215V174L217 175V176H225L226 175V173L227 172H225L226 170H225V168ZM236 167V168H235ZM256 167V168H255ZM12 167H9V169L7 170V172H12V171H14V168H12ZM109 168V169H108ZM126 168V169H125ZM224 169V170H223ZM10 170V171H9ZM110 170V171H109ZM200 170V171H199ZM181 171H182V174H181ZM206 171H208V172H206ZM158 172H159V174H158ZM114 173V172H113ZM157 173V174H156ZM208 173V174H207ZM106 174H107V176H106ZM159 175L160 177H158V179H157V176ZM105 176L107 177L106 179H105ZM153 177L155 178V179H153ZM16 178V179H15ZM18 177H10L8 180H7V184H9V183H11V181H12V183L13 182H18V179H17ZM125 178H127V179H125ZM137 180H136V179ZM241 178H243V177H239V179H240V181L243 183V181L245 182V177H244V179H241ZM157 179V180H156ZM177 179V180H176ZM9 181V182H8ZM83 181V182H82ZM138 181V182H137ZM157 181L159 182V183H157ZM160 181H161V183H160ZM151 182V183H150ZM263 182H264V180H263ZM141 183H142V185H141ZM144 183V184H143ZM156 183V184H155ZM168 183V184H167ZM171 183V184H170ZM184 183V184H183ZM205 185H204V184ZM85 184V185H84ZM164 184H165V187H164ZM182 184V185H181ZM214 184V185H213ZM244 185L246 184V183H243ZM101 185V186H100ZM155 185V186H154ZM162 185V186H161ZM168 185V186H167ZM171 185V186H170ZM187 185V186H186ZM79 186V187H78ZM174 186V187H173ZM101 187V188H100ZM123 187V188H122ZM158 187V188H157ZM162 188V189H160V188ZM168 187V189H166ZM179 187V188H178ZM104 188H105V190H104ZM170 188H171V190H170ZM178 188V189H177ZM189 188V189H188ZM254 188H257L256 186H254ZM120 189V190H121ZM158 189V190H157ZM166 189V190H165ZM175 189V190H174ZM114 190V191H113ZM116 190V191H115ZM152 190L154 191L153 193H155L156 191L157 192H160V190L162 191L161 192V197L159 198L160 199V201H159V203L162 205V206H168V210H171L170 212H168L167 211V215H165V217L164 216H155L154 215V213H152V214H150L151 213V211H150V209H151V205H149L148 206V203H147V201H150L151 200V193H152ZM177 190V191H176ZM178 190H179V193H178ZM103 191V192H102ZM173 193H172V192ZM183 191V193H181ZM71 192V193H70ZM108 192V193H107ZM110 192V193H109ZM111 192H112V194H111ZM166 192V193H165ZM189 192H191V193H189ZM199 192V193H198ZM66 193H68L70 196H67L66 195ZM97 193V194H96ZM168 193V194H167ZM177 195H176V194ZM105 196H104V195ZM171 194H173V195H171ZM180 194H181V196H180ZM188 194V195H187ZM195 194V195H194ZM166 195V196H165ZM67 196V198H66V200H65V197ZM95 198H94V197ZM168 196V197H167ZM174 196L176 197V198H174ZM107 197H109V198H107ZM163 197H165V198H163ZM186 197V198H185ZM104 198V199H103ZM168 198V199H167ZM170 198L173 200V201H171L170 200ZM180 198H181V200H180ZM182 198H184V199H182ZM68 199V200H67ZM106 199V200H105ZM189 199V200H188ZM229 199L230 200H232L233 199V197L232 196H230L229 197ZM67 201V202H65V201ZM184 200V201H183ZM85 201V202H84ZM107 201V202H106ZM176 201V202H175ZM98 202V203H97ZM108 202H109V204L110 205H108ZM131 201L129 200V203H130ZM168 202H172V203H168ZM183 202H185V203H183ZM193 202V203H192ZM67 203V204H66ZM75 203V204H74ZM90 203V204H89ZM92 203V204H91ZM97 203V204H96ZM183 203V204H182ZM186 203H187V205H186ZM191 204V206L189 205V204ZM80 204H81V206H80ZM168 204V205H167ZM177 204H178V206H177ZM181 204H182V206H181ZM171 205H173V206H171ZM238 205H240L239 207H237V205H235V206H233V208H235V209H233V208H231L230 207V210L228 209V211L229 212H232L233 210V212H239V213H243L244 212V214L246 213V211L248 212V210H247V208H248V205L247 204H243V203H241V204H238ZM247 205V206H246ZM63 206V207H62ZM80 206V207H79ZM95 208H94V207ZM107 206H109L110 208L109 209H111V211L108 209L107 210ZM118 206H119V208H118ZM149 208H148V207ZM184 206V207H183ZM186 206H189L188 208L186 207ZM169 207H171V209L169 208ZM213 207H214V205H213ZM242 207V208H241ZM264 207V206H263ZM263 207H261V208H259L258 209V213H263L264 214V211H262L263 210ZM93 208V209H92ZM104 208V209H103ZM106 208V209H105ZM172 208H174L173 209V211H172ZM183 208H184V210H183ZM186 208V209H185ZM219 208V205H217V206H215L214 208H213V210H214V212L216 211V209H218ZM80 209V210H79ZM84 209V210H83ZM188 209H190V210H188ZM194 209V210H193ZM243 209V210H242ZM82 210H83V212H82ZM99 210V211H98ZM145 210H146V212H145ZM175 210V211H174ZM181 211V212H179V211ZM183 210V211H182ZM89 211V212H88ZM97 211V212H96ZM108 211H110V212H108ZM227 211V210H226ZM227 211V212H228ZM70 212V213H69ZM78 212V213H77ZM87 212H88V214H87ZM114 212V213H113ZM149 212V213H148ZM174 212H175V214H174ZM196 212L198 213V216L196 215ZM67 213V214H66ZM81 213V214H80ZM85 213V214H84ZM90 213V214H89ZM102 213V214H101ZM107 213V214H106ZM174 215H173V214ZM177 213V214H176ZM260 213V214H261ZM70 214H72L71 215V217H70ZM79 216H78V215ZM263 214H261L262 216L260 217V216H258L257 218H255L254 220H253V222H254V224H253V226H252V228H253V231H254V229H255V231H254V233H257L256 235L257 236H263L264 235V215ZM18 214H16V216L14 217V216H12L11 218H9L8 220H7V223H6V225L8 226H10V224L12 225V226H15V225H17V224H19L17 227H18V229L20 230V231H22L23 229L22 228H27L26 226H24L22 223H18V221H17V219H18V216H17ZM75 215H77V218H76V216ZM89 216V218H88V216ZM104 215V216H103ZM195 217H194V216ZM51 215L50 214H47V215H45V218H47V217H50ZM75 217V218H74ZM85 217L87 218V219H85ZM95 217V218H94ZM172 217V218H171ZM44 218V219H45ZM153 218V219H152ZM162 218V219H161ZM164 218V219H163ZM168 218V219H167ZM192 218V219H193ZM10 219H11V221H12V219H14L12 222L10 221ZM69 220V221H67V223L65 222L66 220ZM167 219V221H165ZM99 220V221H98ZM150 220V221H149ZM152 220V221H151ZM161 220H163V221H161ZM10 221V222H9ZM17 221V223H15ZM229 221V220H228ZM226 222V228H224V233H223V235L222 236H224V238L225 237H227L228 235H230V234H234V233H236L237 231H239L238 230V228L236 229V226L238 225L239 226V224H235V223H237V222H234V223H232L233 221L232 220H230L229 222ZM76 222V223H75ZM92 222V223H91ZM104 222V223H103ZM152 224H151V223ZM170 222V223H169ZM10 223V224H9ZM69 223V224H68ZM91 223V224H90ZM159 223H160V225H159ZM162 223H163V225H162ZM230 223V224H229ZM232 223V224H231ZM14 224V225H13ZM66 224H68L67 226H66ZM103 224V225H102ZM156 224V226H155V228H154V225ZM227 224H228V226H227ZM22 225V226H21ZM106 225V226H105ZM148 225V226H147ZM151 225V226H150ZM153 225V226H152ZM190 225H191V227H190ZM231 225V226H230ZM21 226V227H20ZM24 226V227H23ZM32 226H33V228L36 226V224H33L32 223ZM32 226H31V228H32ZM186 226V227H185ZM237 226V227H238ZM2 227V226H1ZM104 227V228H103ZM160 227H162V228H160ZM189 227V228H188ZM28 228H30V225H29V227ZM64 228V227H63ZM70 230L69 232H68V229ZM154 228V229H153ZM105 229V230H104ZM183 229V231H181ZM195 229V230H194ZM197 229V230H196ZM199 229V230H198ZM226 229V230H225ZM231 229V230H230ZM102 230H104V232H102ZM154 230H155V232H154ZM170 230V229H169ZM168 230V232H171V230L169 231ZM201 230V231H200ZM235 230V231H234ZM63 231V232H62ZM105 231H106V236L107 237H109L110 239H105L106 238V236H105V234H104V236H103V233H105ZM232 231H234V232H232ZM258 231V232H257ZM66 232V233H65ZM134 232V233H133ZM73 233H75V234H73ZM79 233V234H78ZM89 233V234H88ZM101 233H102V237H101ZM160 233V232H159ZM83 234V235H82ZM85 235V236H84ZM132 235H134V236H132ZM172 235V236H171ZM191 235V236H190ZM72 238H71V237ZM83 236V237H82ZM96 236V237H95ZM101 237V238H99V237ZM84 238H86V239H84ZM132 240H130V239ZM133 238V239H132ZM137 238V239H136ZM87 239H89L88 241H87ZM82 240H83V243H82ZM91 240V241H90ZM85 241V242H84ZM87 241V242H86ZM93 241H94V243H93ZM99 241H104L103 243H101V242H99ZM106 241V242H105ZM135 241V242H134ZM141 241V242H140ZM169 241V242H168ZM177 241V242H176ZM184 243H183V242ZM77 242V243H76ZM137 242H138V246H137ZM152 243L153 245H150L149 243ZM99 243V244H98ZM131 243V244H130ZM145 243V244H144ZM179 243V244H178ZM182 243V244H181ZM87 244H89V245H87ZM97 244V245H96ZM105 244V245H104ZM142 244V245H141ZM150 246H149V245ZM172 244V245H171ZM174 244V245H173ZM74 245V246H73ZM85 245V246H84ZM134 245V246H133ZM141 245V246H140ZM185 245V244H184ZM76 246V247H75ZM143 246V247H142ZM147 246V247H146ZM157 246H158V248H157ZM131 249H130V248ZM135 247V248H134ZM160 247V248H159ZM94 248V249H93ZM133 248V249H132ZM150 248V249H149ZM162 248V249H161ZM187 246L185 245L184 246V249H183V252H187V251H185V250H187ZM217 248L218 247H215V248H213V250H217ZM80 249V250H81ZM135 249V250H134ZM139 249V250H138ZM189 249V248H188ZM133 250V251H132ZM91 251H89L88 252V255L86 254V257H85V259H91V257H94L93 255V252H91ZM190 251V249L188 250V252ZM128 252H130V253H128ZM133 252H135V253H133ZM236 251H234V252H231L230 253V256H233L234 254H237V253H239V251H237V253H235ZM93 254L92 256L90 255L89 256V254ZM132 253V255L130 256L129 254H131ZM153 253V254H154ZM241 253V252H240ZM124 256L126 257V258H124ZM130 256V257H129ZM152 256V255H151ZM149 257V258H147V260L149 261V264L152 262V257ZM150 259V260H149ZM120 260H122V261H120ZM147 261V262H148ZM151 261V262H150ZM202 261V263L204 264L205 263V261H203V260H201ZM201 263V264H202ZM206 264V263H205Z\"/></svg>","mask_w":264,"mask_h":264}]
</instances>
